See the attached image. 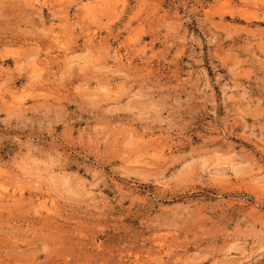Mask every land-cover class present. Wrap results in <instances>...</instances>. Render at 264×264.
Here are the masks:
<instances>
[{"label": "rangeland", "instance_id": "obj_1", "mask_svg": "<svg viewBox=\"0 0 264 264\" xmlns=\"http://www.w3.org/2000/svg\"><path fill=\"white\" fill-rule=\"evenodd\" d=\"M0 264H264V0H0Z\"/></svg>", "mask_w": 264, "mask_h": 264}]
</instances>
